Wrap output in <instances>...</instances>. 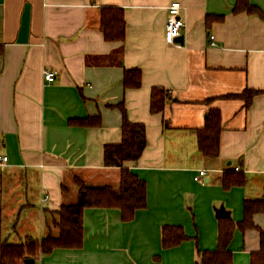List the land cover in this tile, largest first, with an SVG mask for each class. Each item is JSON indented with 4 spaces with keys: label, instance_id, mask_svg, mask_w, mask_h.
<instances>
[{
    "label": "crops",
    "instance_id": "0c3cea01",
    "mask_svg": "<svg viewBox=\"0 0 264 264\" xmlns=\"http://www.w3.org/2000/svg\"><path fill=\"white\" fill-rule=\"evenodd\" d=\"M173 2L186 28L171 46L164 35ZM249 3L261 15L234 14L236 0H0L1 234L12 227L2 239H42L56 212L77 202L79 182L118 189L121 169L105 166L104 149L122 141L123 103L129 122L146 130L141 158L124 168L145 182L147 207L130 222L118 209H85L83 246L36 264H198L215 251L216 210L239 223L245 201H264V0ZM103 8L123 11L122 42L105 39ZM129 70L141 72L139 88L125 89ZM45 72L56 80L46 82ZM154 88L171 99L159 114L150 112ZM245 90L260 92L249 107L224 99ZM211 109L221 115L216 158L197 144ZM88 117L101 125L68 124ZM200 170L208 171L201 183ZM225 173L244 186L224 190ZM253 221L257 229L234 232L233 264H250L259 251L264 214ZM165 226L182 227L188 240L164 249Z\"/></svg>",
    "mask_w": 264,
    "mask_h": 264
},
{
    "label": "trees",
    "instance_id": "16d2710c",
    "mask_svg": "<svg viewBox=\"0 0 264 264\" xmlns=\"http://www.w3.org/2000/svg\"><path fill=\"white\" fill-rule=\"evenodd\" d=\"M234 14L247 13L261 15L260 11L250 5L249 0H236ZM222 20V18L217 19ZM213 21V19H208ZM101 30L107 41L122 42L125 37V20L123 11L117 8L101 10ZM125 89H136L141 85V72L129 70L124 72ZM260 92L245 90L241 94L227 95L224 99L241 100L249 107L252 98ZM169 98L168 94L159 88H154L151 94L150 112L159 114L164 111ZM123 121L121 125L122 141L118 145H109L104 149V164L106 167L121 169L120 186L114 189L110 186L94 187L79 182L77 202L65 204L58 216L49 227L47 234L40 240L25 238L20 244H8L0 232V264H24L26 259H38L39 255H49L55 249H80L84 242L83 213L87 208H113L121 212L123 222L133 220L135 213L147 207L146 184L137 175L124 168L126 163H136L146 148V130L143 124L129 122L123 103L118 106ZM73 127H99V117L72 119L68 122ZM221 115L216 109H211L205 126L197 132L199 151L207 158H216L219 154ZM224 190L242 187L245 178L235 173H225L221 179ZM66 190V189H65ZM264 214V201H245L243 204V219L234 223L231 219L218 220V239L215 251L201 254L198 264H233V256L229 246L235 230L245 232L257 229L254 216ZM57 231V235L53 233ZM259 231V251L251 254L250 264H264V231ZM188 237L182 227L165 226L162 229V246L171 249L187 241Z\"/></svg>",
    "mask_w": 264,
    "mask_h": 264
},
{
    "label": "built area",
    "instance_id": "2783aa9c",
    "mask_svg": "<svg viewBox=\"0 0 264 264\" xmlns=\"http://www.w3.org/2000/svg\"><path fill=\"white\" fill-rule=\"evenodd\" d=\"M168 16L165 28L164 39L167 45H176V40L181 36L182 31L186 28L185 21L183 19L184 8L179 2H173L167 8ZM211 43L210 47H216L214 42V37H210ZM44 80L48 83H53L56 80V74L52 72L44 73ZM8 161V157H0V164H4ZM235 172H239V169L236 168ZM208 171L200 170L198 174L194 177L195 182L201 183L204 178L208 175ZM48 198L45 197L42 200V203L47 202Z\"/></svg>",
    "mask_w": 264,
    "mask_h": 264
},
{
    "label": "water",
    "instance_id": "95a60500",
    "mask_svg": "<svg viewBox=\"0 0 264 264\" xmlns=\"http://www.w3.org/2000/svg\"><path fill=\"white\" fill-rule=\"evenodd\" d=\"M216 217L217 219H228L229 213L223 207H220L216 210ZM24 264H36V261L34 259H26Z\"/></svg>",
    "mask_w": 264,
    "mask_h": 264
},
{
    "label": "rangeland",
    "instance_id": "374dc122",
    "mask_svg": "<svg viewBox=\"0 0 264 264\" xmlns=\"http://www.w3.org/2000/svg\"><path fill=\"white\" fill-rule=\"evenodd\" d=\"M3 227H4V229H3V232H2L1 235H3V233H4V235L6 236V233H7V232L9 233V232L11 231L12 227L6 229V224H3ZM2 237H3V236H2ZM3 240H5V239L3 238ZM15 240H16V236H15L14 233L12 232V233H11V237L8 239V244L11 243V242H14ZM15 242H16V241H15Z\"/></svg>",
    "mask_w": 264,
    "mask_h": 264
}]
</instances>
